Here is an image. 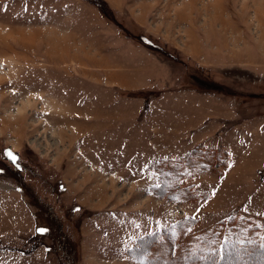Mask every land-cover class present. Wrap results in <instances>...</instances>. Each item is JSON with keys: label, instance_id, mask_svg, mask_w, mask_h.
Returning <instances> with one entry per match:
<instances>
[{"label": "rangeland", "instance_id": "1", "mask_svg": "<svg viewBox=\"0 0 264 264\" xmlns=\"http://www.w3.org/2000/svg\"><path fill=\"white\" fill-rule=\"evenodd\" d=\"M227 222L264 245V0H0V264H178Z\"/></svg>", "mask_w": 264, "mask_h": 264}, {"label": "trees", "instance_id": "2", "mask_svg": "<svg viewBox=\"0 0 264 264\" xmlns=\"http://www.w3.org/2000/svg\"><path fill=\"white\" fill-rule=\"evenodd\" d=\"M163 162H166V159H162L159 160L155 163H153L151 165V167L154 166V168L157 169V171H159L160 165L163 164ZM176 162V161H174ZM177 163H179V161H177ZM159 176V174H158ZM184 189H187V187ZM230 222H227V224H223L220 223L219 225L215 226L214 228L212 227V229H210L209 231H206L204 233L201 234L200 237H197V244L194 247L191 246H186L184 244H181V240L180 239H175L176 242H178L179 245V251L177 253V255L175 256V259L173 260V262H176L178 264H199L197 257L203 259V261L208 262L209 258L214 259L215 263L219 264L220 262H222L223 260H225V257L227 255L228 252L232 251V252H243L244 249L247 247V245H257V247L259 249V251H264V245L260 244L257 240H254L253 238H246V239H241L236 237L238 236L237 234L234 233V228L232 229H228ZM224 228V233L221 232L223 231ZM230 228V227H229ZM178 226L174 225L172 227V232L177 231ZM230 231H232L233 233L231 234ZM154 232L151 235H154V237H157L159 235V233ZM223 234L224 237H222L221 239L218 238L219 234ZM231 234V236H230ZM161 235V234H160ZM153 236H149V237H145V240H150L151 238L154 239ZM152 239V241H153ZM144 240V238L142 239ZM239 240V242H238ZM242 241V243H240ZM251 242V243H247V242ZM143 242V241H142ZM151 240H150V244H151ZM149 244V247H151ZM241 246V247H239ZM136 248V247H135ZM135 248L133 247V249L135 250ZM236 250H235V249ZM240 248V249H238ZM241 250V251H240ZM234 252V253H235ZM202 256H204L202 258ZM152 260H149L148 263H152L150 261H154L157 264H164L167 263L166 260L162 257V256H157L156 258H151ZM169 264H174V263H169ZM247 264V263H246Z\"/></svg>", "mask_w": 264, "mask_h": 264}, {"label": "snow or ice", "instance_id": "3", "mask_svg": "<svg viewBox=\"0 0 264 264\" xmlns=\"http://www.w3.org/2000/svg\"><path fill=\"white\" fill-rule=\"evenodd\" d=\"M5 155L13 162V163H15L16 162V160H17V158H16V156H14L11 152H7V153H5Z\"/></svg>", "mask_w": 264, "mask_h": 264}]
</instances>
